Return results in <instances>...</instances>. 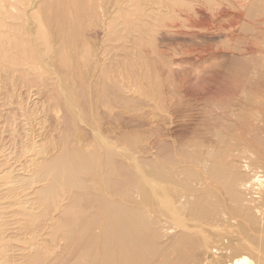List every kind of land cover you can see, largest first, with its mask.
I'll list each match as a JSON object with an SVG mask.
<instances>
[{"label":"bare ground","instance_id":"bare-ground-1","mask_svg":"<svg viewBox=\"0 0 264 264\" xmlns=\"http://www.w3.org/2000/svg\"><path fill=\"white\" fill-rule=\"evenodd\" d=\"M168 1L169 13L175 15L168 28L179 35L190 32L203 43L199 48L184 44L185 57L176 61L175 71L189 75L188 67H179L183 61L189 63L198 77V92L206 88V81L223 85L221 95L207 107L195 114L181 113L199 124L198 152L186 155L180 173L169 167L168 155L160 160L153 156L143 168L134 157L126 160L128 146L115 149L106 142L91 151L42 156L29 183L41 185L34 190L42 207L40 216L50 218L49 211L55 209L67 213V218L57 222L58 231L45 256L34 236L36 245L31 240L34 247L28 244L26 253L25 247L16 248L31 264L47 259L54 264H264V0ZM66 2V12L56 11L68 14L73 45L89 7L84 0ZM41 27L39 35L47 44ZM211 30L213 37L208 34ZM166 33L157 31L159 36ZM219 38L230 49H214L212 41ZM13 39L11 47L17 54L1 50L0 58L3 63L22 64L18 50L24 45ZM76 54L71 46L68 57L62 55V65L75 66ZM209 57L219 60L213 71L198 68L197 63ZM227 57L231 59L224 67ZM118 90L124 92L119 86L112 92ZM64 101L68 114L83 118V105L70 103L67 96ZM157 141L152 148H158ZM86 191L97 197L89 208ZM66 197L72 204L64 211L61 198ZM1 216L0 212V264H4L6 250L13 248L4 238L6 222Z\"/></svg>","mask_w":264,"mask_h":264},{"label":"rangeland","instance_id":"rangeland-1","mask_svg":"<svg viewBox=\"0 0 264 264\" xmlns=\"http://www.w3.org/2000/svg\"><path fill=\"white\" fill-rule=\"evenodd\" d=\"M84 2L90 12L83 13L73 45L68 37V14L58 15L56 11L68 10L66 0L0 2V36L4 37L0 51L17 54L11 47L14 36L17 44L24 45L18 50L22 64L3 63L0 58V212L2 222H6L4 238L13 248L6 250L4 264H31L16 248L25 247L26 253L28 244L36 245L34 239L43 246L40 252L45 256V249L58 231L57 222L67 218V213L55 209H48L50 218L40 216L42 207L34 190L41 185L29 183L42 156L91 151L106 142L115 149L128 146L126 160L134 157L143 168L153 156L160 160L168 155L167 164L180 173L186 167V155L198 152L200 139L196 118L181 117V113L195 114L223 91L218 82L206 81V88L198 92V77L185 61L179 67H188L189 75L175 71L176 61L185 57L184 44L199 48L203 43L190 32L179 35L168 28L175 20V15L169 13L172 5L168 0ZM40 27L47 34V44L41 40ZM158 30L167 33L159 36ZM211 31L208 34L213 37L215 31ZM219 40L212 41L214 49H230L224 39ZM71 46L77 52L75 66H64L62 55L68 57ZM226 59L224 67L231 57ZM215 62H219L218 57H209L197 66L213 71ZM171 68L175 71L172 74ZM117 86L124 92L113 93ZM106 91L108 96H104ZM65 96L79 108L83 105V118L74 119L72 112L68 114ZM154 139L158 140V148L151 147ZM86 192L89 208L97 197ZM62 198V209L67 211L72 202ZM38 264L54 261L47 259Z\"/></svg>","mask_w":264,"mask_h":264}]
</instances>
